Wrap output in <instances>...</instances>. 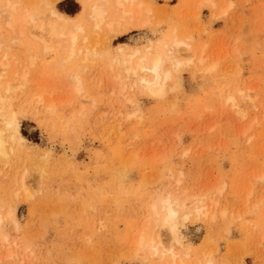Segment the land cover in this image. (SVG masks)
<instances>
[{"label": "rangeland", "instance_id": "obj_1", "mask_svg": "<svg viewBox=\"0 0 264 264\" xmlns=\"http://www.w3.org/2000/svg\"><path fill=\"white\" fill-rule=\"evenodd\" d=\"M201 1L151 0V24L105 47L117 58L114 46L154 48L174 32L192 38L198 53L209 58L192 64L164 100L126 94L141 107L130 121L134 110L119 102L108 61L81 72L82 94L75 97L72 68L54 76L52 57L30 42L35 58L30 81L46 98L63 103L56 116L22 124L26 148L40 151L39 158L19 152L0 165V215L11 208L17 212L0 230V264H159L149 247L154 200L217 191L212 198L217 215L226 211L228 218L178 226L181 247L201 255L217 249L227 264H264V199L257 208L245 203L250 191L264 197V182L254 185L264 174V0H213L216 8L200 6ZM28 2L38 8L41 0ZM57 9L68 16L82 11L76 0H62ZM49 24L40 14L30 32L43 27L47 36ZM7 31L4 26L0 58L10 53L24 63L27 49L11 44ZM217 61L218 70L208 73ZM238 90L257 106L245 119L222 102ZM90 102L96 107L89 108ZM252 122L254 129L243 136ZM25 170L31 171L26 191L20 184ZM162 240L168 244L166 236Z\"/></svg>", "mask_w": 264, "mask_h": 264}, {"label": "bare ground", "instance_id": "obj_2", "mask_svg": "<svg viewBox=\"0 0 264 264\" xmlns=\"http://www.w3.org/2000/svg\"><path fill=\"white\" fill-rule=\"evenodd\" d=\"M61 1L41 0L38 8H33L28 0H0V41L5 26L9 35H12L11 44L23 45L28 55L24 63L16 60L10 53H5L0 58V165L7 166L11 157L19 152H27L29 159L39 158L40 151L26 148L28 140L22 134V124L25 121L35 123L42 115L56 116L60 108L58 102L63 103L53 97L46 98L30 81L29 75L35 64L30 42L41 46L43 56L52 57L51 71L54 76L57 71L72 68L69 77L73 82L75 97L82 94L81 72H90L99 60L108 61L111 73H115L112 81L119 86V94L122 95L119 102L125 106L124 109L131 107L134 110L132 115L128 116L129 121L141 114V107L136 97L128 100L126 94L137 93L150 100H164L169 93L176 90L177 85L182 82L183 73L192 64L203 65L209 60L205 51L201 55L198 53L192 38L174 32L164 41L157 42L154 48L132 50L126 45L114 46L117 58L105 51V47L113 39L130 34L133 30L145 29L151 24L150 17L155 11L154 7L148 4L151 0H76L82 11L75 16L59 12L57 5ZM199 5L216 8L213 0H202ZM229 9L230 7L223 11L222 16H226ZM40 14L50 22L48 39L41 33L43 27L39 32H30V27L36 26ZM0 48L2 49L1 44ZM219 65L220 61L213 63L209 66L208 73L216 72ZM222 102L228 111L239 119H245L247 113L257 110L255 100L243 90L226 95ZM95 107L96 104L90 102L89 108ZM74 118L75 116L72 120ZM254 127L255 122H252L243 136L251 133ZM24 166L27 164H23ZM30 173V170H25L23 179L20 180L25 191V182L31 177ZM260 182H264V174L254 179V185ZM177 184L180 185L181 182ZM220 193L217 191L205 197L189 196L187 192L172 193L161 195L154 200L150 209L152 219L148 223V228L152 226L153 230L148 233L154 237L150 239L149 247L151 256L157 259V263L227 264L217 249L204 255L192 249L185 251L175 236L178 226L185 227L209 220L215 222L218 216L226 220L228 212L222 211L217 215L218 203L212 199ZM245 199L246 206L249 202H254V207L257 208L264 197L260 198L256 196L255 191H250ZM16 217L15 208H11L6 215H0V230L7 220ZM197 232L200 234L202 229L198 228ZM163 236L168 238L167 245L162 240ZM5 240L7 241V238ZM146 240V235L141 237L140 249ZM179 250L184 252L180 253Z\"/></svg>", "mask_w": 264, "mask_h": 264}]
</instances>
